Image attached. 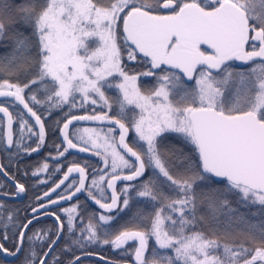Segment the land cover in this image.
Here are the masks:
<instances>
[{
    "label": "snow or ice",
    "instance_id": "6c2138e0",
    "mask_svg": "<svg viewBox=\"0 0 264 264\" xmlns=\"http://www.w3.org/2000/svg\"><path fill=\"white\" fill-rule=\"evenodd\" d=\"M0 49V76L7 77L0 79V151L7 159L31 156L49 133H59L56 154L31 172L48 174L39 184L61 171L57 163L49 173L47 161L59 162L70 150H91L103 165L93 168L86 187L90 165L71 163L21 222L4 200L22 197L25 185L0 164L16 189L11 196L0 191L3 261L60 264L59 255L49 254L63 234L71 241L63 251L74 246L82 255L91 245L124 249L132 242L133 264H264V0H0ZM125 56L145 62V70L125 71ZM236 61L246 67H234ZM117 74L120 82L110 83ZM141 77L156 84L142 91ZM105 88L118 95L110 100ZM98 103L107 111L74 114ZM113 103L116 115H109ZM80 121L115 127L85 128L91 133L85 140L75 134L80 129L69 131ZM74 173L78 179L69 180ZM117 181L126 182L119 192ZM79 193L103 211L85 223L77 199L60 208L64 220L49 213ZM133 200L152 211L138 208L118 224ZM40 215L54 217V239L52 229L26 237ZM201 224L207 231H191ZM45 243L38 256L35 245ZM80 260L76 255L66 264Z\"/></svg>",
    "mask_w": 264,
    "mask_h": 264
},
{
    "label": "trees",
    "instance_id": "16d2710c",
    "mask_svg": "<svg viewBox=\"0 0 264 264\" xmlns=\"http://www.w3.org/2000/svg\"><path fill=\"white\" fill-rule=\"evenodd\" d=\"M123 48V47H122ZM3 50L0 49V52H2ZM124 51V50H123ZM132 63L133 62H127L125 63V67H127V69L130 71L132 70ZM137 65H141L142 69L146 68V64L145 62L141 61L139 63H137ZM3 78H7V77H3L0 76V79ZM13 82H16L15 80H13ZM21 82H26L24 81L23 77H21ZM140 87L145 90V89H150L153 87L154 83L152 80H142L140 81ZM106 96H108L110 98V100H112L116 95H118V91L116 90H106L104 89ZM25 96L27 98V93H25ZM10 112H13V114L15 115V111L13 108H9ZM92 110V109H91ZM37 111L39 112L40 110L37 109ZM74 114H83V113H89V110H85V109H81V111L78 110H73ZM93 113V111H91ZM103 112L102 108H97L95 110V113H101ZM110 115H116V106L115 103H113V109L110 112ZM54 118V117H53ZM51 123V119L46 120L45 121V125L46 127ZM125 123H127V121H125ZM16 125H13V129L15 130ZM59 144L60 143V139H59V133H57V135H52L51 133H49L45 146L37 153H33L31 156H25L23 159L17 161H9L7 159V157L5 156V153L3 151H0V155H1V163L5 166V169L8 173L9 176H15V179L17 181H19L20 183H23L25 185L26 191H27V196L26 199L23 202H11V201H7L4 200V202L9 205L11 208L14 209H18L19 210V220L21 222H24L25 219H29L30 218V212L31 209L29 208V204H31L32 206H35L36 201H35V197L42 194L43 192L49 190L55 183H57L63 176V174L66 172L67 167L71 165V163H80L83 165L84 161H87V159L81 158L79 156L76 155H72V154H66L65 158H62L59 162L53 161L51 159H49L47 162L49 163V173L53 172V169L55 167V165L57 163H59L61 165V171L59 173H55L51 176V178L48 180L47 184H39L38 180L41 178H48V174L45 173L42 175V177H33L31 175V172L34 170V168L36 166H38L40 163L45 161V158L48 156L49 153H51L53 156L56 154L53 148V144ZM129 143L130 146H133L131 144V136L129 138ZM88 165H90V167L88 168H95L96 165V160L93 159H88ZM11 164H14L15 167L9 166ZM92 169H91V174H92ZM22 173H28L27 176L23 175ZM149 175V174H147ZM146 175V176H147ZM0 184H3L4 187L2 189H0V191L2 192H6L9 195H11L12 193L15 192V188L9 183L7 182L5 179H3L0 176ZM77 203L74 202L72 204ZM79 203L81 204V208H80V214L81 216L85 217V223L87 222V217L90 213L92 212H100V210H98V208H96L91 201L89 200V198L87 197V195L85 197H82L81 199H79ZM68 205L64 208L67 207H71V205ZM138 208H143L145 210V212H151L152 211V207L150 204H147L145 202H143L142 200H133L131 203V211L128 212V215H124L121 214V216H119L117 218V223L118 224H123L126 220H128V218L131 216L132 212H135ZM252 211H254L255 209H251ZM241 212H248L249 209H245V208H240ZM58 215L61 216V220L65 219V216L62 215L60 213V208L57 209L55 211ZM82 225L77 224V228L81 227ZM57 225L53 220L50 219H46L43 221H39L37 223H35L34 225L31 226V228L29 229V232L27 233V235L31 234L32 231H34L35 229H42V230H46V229H52V232L49 234L50 235V240L55 238V229H56ZM67 231V228H65V232ZM191 231H207L206 228H204V226L201 224L197 227H194L191 229ZM9 232H11V229H9ZM26 235V237H27ZM49 240V242H50ZM65 244H69L71 245V241L69 239H67L65 237V235H63V238L61 240V242L59 243V245L55 248V250L53 251L52 255H59L60 257V264H66V261L71 259L73 256L76 255H80L81 251L77 248H75L73 246V250L71 252H64L63 248L65 246ZM154 242L152 240L149 241V249L151 250V248L153 247ZM6 247H10V245L6 244ZM26 246H27V242H26ZM38 256H43L44 251L47 250L48 244L45 243L43 246H41L40 244H36L35 245ZM84 253H96V254H100L103 257L107 258V259H111V260H116V261H121V262H131L133 264V256H127L126 254H122L121 252L115 250L111 245H101V244H95V245H91L86 247V249H84ZM148 253H146V258L148 257ZM50 256V257H51ZM46 264H51L50 259L47 261ZM79 264H104L102 262L96 261V260H83L81 261Z\"/></svg>",
    "mask_w": 264,
    "mask_h": 264
},
{
    "label": "water",
    "instance_id": "95a60500",
    "mask_svg": "<svg viewBox=\"0 0 264 264\" xmlns=\"http://www.w3.org/2000/svg\"><path fill=\"white\" fill-rule=\"evenodd\" d=\"M201 48H202V50L211 51V49H210L207 45H201ZM236 64L239 65V66H244V65L242 64V62H239V61H236ZM189 83H191V82H189ZM77 125H102V126L115 127L114 125L109 124L107 121H104V122H99V121H80V122H74V125H73V126H70L69 131L71 132L72 128L75 127V126H77ZM117 130H118V129H117ZM118 132H119V130H118ZM129 136H130V131H129V134H128V138H129ZM69 154H76V155H78V156H82V157H90L92 153H91V151L85 153V152H79L78 150H70V151H69ZM0 164H1V157H0ZM0 175H1V176H2L7 182H9L11 185H13L12 182H11L9 179H7L3 174H0ZM73 178H77V179H78L77 174H75V173L72 174V176L69 177V180H72ZM58 182H59V181H58ZM58 182H57V183H58ZM120 182H124V181H117L116 187H117V185H118ZM65 183L67 184L68 181H66ZM85 183H86V187H87V186H88V183H89V174H88V180H86ZM13 186H14V185H13ZM63 187H64V186L62 185V186H61V189H57V192L52 194V198H53V199H55L56 196L62 191ZM84 195H85V193H79V194H77V197H74V198H73L72 201H61V203H60L59 206H51V207L48 209V211H49V213H51V212H53V210H55L56 208L62 207V206H64V205L68 204V203L75 202V201H77V199L81 198V197L84 196ZM9 196H11V195H9ZM25 196H26V192L22 195V197L14 198V199H5V200H8V201H22V200L25 198ZM92 204H93L96 208L99 209V206L96 205L93 201H92ZM99 210H101V209H99ZM101 211H103V210H101ZM46 219L53 220V221L56 223L54 217H52L51 215H47V216H45V215H40L39 218H38L36 221H34L33 225H34L35 223H37L38 221H42V220H46ZM56 225H57V223H56ZM31 226H32V225H31ZM31 226H30V227H31ZM29 229H30V228H29ZM26 234H27V233H26ZM62 238H63V234L61 235L60 239L57 241L56 245L54 246L53 251H54L55 248L59 245V243L61 242ZM52 253H53V252H52ZM52 253H50L49 256H51ZM80 256H81V260H80V262L83 261V260H96V261L102 262V263H104V264H132V263H130V262H120V261H115V260L107 259V258L103 257L102 255H100V254H96V253H86V254H84V255L80 254ZM1 259H2V258H1ZM48 260H49V259H46V260H45V263H46ZM2 261H3V260H2ZM80 262H79V263H80ZM13 263H14V262H12V261H3L2 264H13Z\"/></svg>",
    "mask_w": 264,
    "mask_h": 264
},
{
    "label": "rangeland",
    "instance_id": "374dc122",
    "mask_svg": "<svg viewBox=\"0 0 264 264\" xmlns=\"http://www.w3.org/2000/svg\"><path fill=\"white\" fill-rule=\"evenodd\" d=\"M91 46H95L94 45V43L93 44H91ZM121 51H122V54H123V48L121 49ZM127 62H132V61H128L127 59H126V56L122 59V66L124 67V69H125V71H129L128 69H127V67H125V63H127ZM132 70H130L129 72H130V74L132 73V72H139V71H144L145 69H142L141 68V65H137V62H133L132 63ZM234 67H237L235 64H234ZM246 67V66H245ZM245 67H237V68H239V69H241V70H243V68H245ZM142 80H152L153 81V83H154V85L156 84V81H155V79L154 78H151V77H141L139 80H138V86L140 87V84H141V82L140 81H142ZM109 82L110 83H113V84H115V83H119L120 82V78H119V76H118V74L117 75H114V77H110L109 78ZM191 84H192V82L191 83H189V86H191ZM153 85V86H154ZM141 88V87H140ZM106 90H112V89H109V88H105ZM113 90H116V89H114L113 88ZM141 90L142 91H144L142 88H141ZM117 91V90H116ZM110 99V98H109ZM4 106H8L7 105V103H4ZM97 108H102L103 109V112L104 111H107V109H105L104 107H103V105L102 104H100V103H98L97 105H95V106H92V105H86L85 106V108H83V109H85V110H89V113H83V114H77V115H84V114H93L91 111H93V109H97ZM92 109V110H91ZM74 110H78V111H81V109H74ZM138 111V110H137ZM102 113V112H101ZM109 115H110V113H109ZM85 128H88V129H92V128H96V129H104L105 131L107 130V128H109V127H107V126H102V125H77V126H75L72 130H71V133L70 134H74V129H80L81 131L79 132V133H75V134H77V135H82V136H84V138H85V140H87V138H88V136L89 135H91V133H86V132H83V129H85ZM130 130H131V127H130ZM15 131V130H14ZM118 134H119V132L116 130L115 132H114V135L118 138ZM103 135V133H101V136ZM134 133L131 131V141H132V139H133V137H134ZM74 142H76V141H74ZM98 143H103V140L101 139V140H98L97 141ZM101 151H103V149H100ZM91 151V150H90ZM92 152V151H91ZM92 157L96 160V165H95V168H100V167H103V165L100 163V158L99 157H97V156H95L94 154H93V152H92ZM88 161V160H87ZM149 175H150V173H148ZM92 175H93V169H92ZM92 175H91V177H90V180L92 179ZM89 180V181H90ZM123 187V186H122ZM98 195V194H97ZM98 198H99V195H98ZM90 200V199H89ZM91 201V200H90ZM92 202V201H91ZM105 202H108V201H105ZM131 244H132V242H130V244L129 245H125L124 246V249H115V250H117V251H119V252H121L122 254H126L127 256H133V255H131L130 253H131ZM125 249H127V251H125ZM133 259H134V256H133Z\"/></svg>",
    "mask_w": 264,
    "mask_h": 264
},
{
    "label": "flooded vegetation",
    "instance_id": "af4514ba",
    "mask_svg": "<svg viewBox=\"0 0 264 264\" xmlns=\"http://www.w3.org/2000/svg\"><path fill=\"white\" fill-rule=\"evenodd\" d=\"M234 64L236 65V63L234 62ZM237 67H245V65L244 66H238V65H236ZM117 130V129H116ZM76 156H78V155H76ZM0 157H1V155H0ZM79 157H81V158H84V159H93V157H82V156H79ZM2 164V163H1ZM80 164V163H79ZM83 166V165H82ZM91 169L92 168H88V174H89V179H90V177H91ZM148 173H146V175H147ZM1 176V175H0ZM2 177V176H1ZM3 178V177H2ZM4 179V178H3ZM126 182H120L118 185H117V192H119V190H120V188L125 184ZM13 186V185H12ZM14 187V186H13ZM15 188V187H14ZM15 191H16V189H15ZM26 196H27V191H26ZM26 196H25V198L22 200V201H11V202H23L25 199H26ZM86 196V193H85V195L84 196H82V197H85ZM57 197V196H56ZM81 197V198H82ZM81 198H79V199H81ZM78 199V200H79ZM8 201V200H7ZM76 202V201H75ZM72 203H74V202H72ZM72 203H68V204H66V205H64V206H62V207H59V208H64V207H66V206H68V205H70V204H72ZM92 203V202H91ZM59 208H56L55 210H53V212H55L57 209H59ZM32 217H31V212H30V218L29 219H31ZM27 235V234H26ZM0 261H2V259L0 258ZM2 263H3V261H2ZM14 264V263H13Z\"/></svg>",
    "mask_w": 264,
    "mask_h": 264
}]
</instances>
